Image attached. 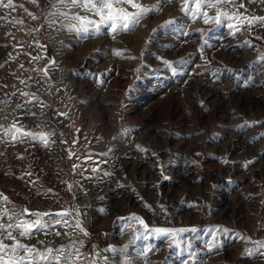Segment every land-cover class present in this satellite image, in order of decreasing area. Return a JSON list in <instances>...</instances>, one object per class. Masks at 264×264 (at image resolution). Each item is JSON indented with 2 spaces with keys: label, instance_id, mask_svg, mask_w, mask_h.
<instances>
[{
  "label": "rangeland",
  "instance_id": "1",
  "mask_svg": "<svg viewBox=\"0 0 264 264\" xmlns=\"http://www.w3.org/2000/svg\"><path fill=\"white\" fill-rule=\"evenodd\" d=\"M14 2L37 19L0 9V125L48 144L4 136L0 211H67L70 225L17 239L75 242L80 264H264V20L248 24L264 0L200 9L243 23H205L196 0H136L152 10L115 33L56 0Z\"/></svg>",
  "mask_w": 264,
  "mask_h": 264
},
{
  "label": "snow or ice",
  "instance_id": "2",
  "mask_svg": "<svg viewBox=\"0 0 264 264\" xmlns=\"http://www.w3.org/2000/svg\"><path fill=\"white\" fill-rule=\"evenodd\" d=\"M233 0H196L195 7L197 9V17H204V22L209 23L213 21L216 23H220V16H224L226 19H234L243 23L241 17L239 15L233 14L229 15L226 12H219L215 18L209 17L206 11H200L202 7L208 8H216L217 4L223 3H232ZM35 7H39L38 0H29ZM120 4H128L131 8L138 9L137 12H129L124 8H117L116 5ZM60 5H64L65 7L71 8H81L83 10H87L90 12H94L95 15L100 16V22L97 23L92 20H87L88 24H94L96 29H99L101 25L109 27L113 33L120 30H131L135 27L137 23H139L140 19L143 18L149 11L152 9L145 8L141 4L137 3L136 0H56V4L52 5L53 8H56ZM243 7V5H241ZM17 8L23 9L31 19L36 20L37 16L24 8L23 4H16L14 0H0V9H8L11 11H15ZM185 12H188L189 9L187 7V3L185 7L182 9ZM10 14V13H9ZM57 13L50 12L49 15L55 16ZM60 15L67 17L68 13H60ZM6 19V16H0V22H3ZM72 19L83 22L86 18H82L81 16L74 15ZM253 20H264V17L257 18L253 17L252 20H248V24H251ZM9 23H13V21H8ZM15 23L23 24V20H16ZM54 21H49V26L52 25ZM232 27V25H229ZM239 29H237L238 31ZM34 31H39V29H34ZM87 31V29H85ZM10 35V34H9ZM2 67V65H0ZM23 67V65H21ZM46 74V72H45ZM21 83H25V81L21 80ZM6 87V85H5ZM15 94V93H13ZM21 95L27 96V93H21ZM33 99H36L33 97ZM29 102H32L31 100ZM0 129H3V134L0 135V142L3 141L4 136L10 137L11 141H19L23 137H31L32 139H39L45 145L48 144L47 134L41 133L39 135L34 134L32 132L24 130L22 127H16L15 122L9 128H3V125H0ZM3 153L0 152V155ZM70 154V158H71ZM74 167H77L74 165ZM95 171V169H94ZM27 175H31V173H27ZM0 203L2 204H10L11 202L8 200L6 196L0 193ZM69 213L67 211H61L56 213H31L27 209L17 210L15 207L8 209L5 208L3 211H0V264H80L82 259H84V254L79 252L77 248L75 252L71 251L72 248H75V242L70 246L69 250L64 247L54 249L51 246H45L43 250L36 248L34 245H26L21 243L19 239H17V234L21 237H30L36 232L44 231L49 227H54L55 224H59L61 226H70L68 222L63 218L68 216ZM31 216L34 219L32 220H24L22 217ZM44 217H49L48 221L44 220ZM52 217H59L60 219H56L54 224L52 222ZM130 219L138 221L145 230H148V226L144 223V221L133 215ZM75 227L79 228L84 235H87V232L81 227L80 222L77 221ZM153 232L162 235H169L174 233L177 230H170L166 228H154ZM179 231H184L183 229ZM195 231V229H192ZM47 234V232L45 233ZM57 236L60 235L59 232L55 233ZM5 241H12L13 243L9 244ZM260 248H264V242L259 244ZM23 253V255H21Z\"/></svg>",
  "mask_w": 264,
  "mask_h": 264
}]
</instances>
